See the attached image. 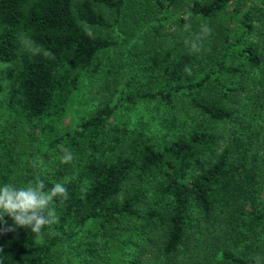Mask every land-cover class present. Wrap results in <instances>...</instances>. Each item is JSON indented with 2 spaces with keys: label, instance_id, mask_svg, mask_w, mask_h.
<instances>
[{
  "label": "trees",
  "instance_id": "trees-1",
  "mask_svg": "<svg viewBox=\"0 0 264 264\" xmlns=\"http://www.w3.org/2000/svg\"><path fill=\"white\" fill-rule=\"evenodd\" d=\"M178 2L0 0V187L39 177L68 190L43 241L0 232V264H90L107 246L99 264H149L152 248L160 264H264V0ZM126 20L140 30L118 32ZM198 20H215L199 52L186 30L156 46L167 22L192 39ZM97 80L91 105L84 81ZM144 102L159 112L158 145L124 123ZM9 129L24 134L21 177Z\"/></svg>",
  "mask_w": 264,
  "mask_h": 264
},
{
  "label": "rangeland",
  "instance_id": "rangeland-1",
  "mask_svg": "<svg viewBox=\"0 0 264 264\" xmlns=\"http://www.w3.org/2000/svg\"><path fill=\"white\" fill-rule=\"evenodd\" d=\"M133 1H138V0H128V3H133ZM190 1L191 0H180L178 4L183 3L184 5H186ZM135 6L136 5L134 2L133 8H135ZM129 8H130V5H129ZM99 9L101 10V12H103V14L106 17L110 16L107 10H104L103 8H99ZM195 23L196 21L194 22V24ZM202 25H207L208 27H212L213 25H215V20H210L209 22H203L201 20H198V26L196 27V30H200ZM118 30H119L118 32H123L122 34L127 36L131 34L133 30H140V29H136L131 21L127 22L126 20L124 23H121L118 26ZM159 30H160L159 36L155 40H156V46L159 45L162 49H168L170 48V45L173 44L178 39H184L186 36L183 30H186L188 40H191V34H192L191 28L177 26L174 24L173 21L167 22L166 24L163 25V28ZM113 31L109 32V34L110 36L114 37ZM100 33H103V32H100ZM135 35H138V32H136ZM130 39H133V38H130ZM115 57H116L117 65H118L122 57V51H117L115 54ZM7 66L8 65L0 64V79H3L2 80L3 82H4V79H6L4 72ZM110 83L111 81L109 80V84ZM84 85H85V88L88 90L87 97L91 98V105L93 104L96 105L97 101L102 99L103 97L102 94H104V91L100 89L99 81L98 80L93 81V82L84 81ZM1 100H2V96H0V129L3 127L4 122H5ZM91 105H89L88 107H92ZM180 114L186 120L191 119L193 117V113L189 110V108H186V106H183V105L180 106ZM158 118H159V112L156 110L154 103L144 102V103L137 104L133 107L132 111L124 117V123L128 127L142 130L150 137V140L155 145H158L162 138V131L159 127ZM68 120L70 123H72L73 116L71 113H69L68 117L66 118V121ZM6 128L7 126L4 127V129ZM6 136L9 139V142L11 141L12 145H14L15 150L19 151V154L21 156V163L19 162L18 164L19 169L16 172V177L17 176L21 177V175L24 173V169H26L30 165V163H28L30 162V159L27 153V147L25 144L24 134L18 129L17 130L9 129L8 132L6 133ZM44 170L46 173L50 171V169L47 166L44 167ZM106 250H109L108 246L105 248V250H101L99 252V255H98L99 259L94 258L93 261H90V264H99L100 262H102L105 256L104 252ZM146 255L148 258L147 263L149 264H160L161 263L160 256L156 249L152 248L151 250H149V253L145 254V256ZM60 263L63 264L62 262Z\"/></svg>",
  "mask_w": 264,
  "mask_h": 264
},
{
  "label": "clouds",
  "instance_id": "clouds-1",
  "mask_svg": "<svg viewBox=\"0 0 264 264\" xmlns=\"http://www.w3.org/2000/svg\"><path fill=\"white\" fill-rule=\"evenodd\" d=\"M211 29L202 25L199 33L194 34L191 40L186 39L185 45L193 52H199L202 41L210 35ZM184 71L191 74V69L185 65ZM65 153L63 162L71 161L72 154L61 146ZM45 182L39 177L35 183L26 186L16 187L13 184H4L0 187V225H6L5 217L13 222L12 226L0 228V232H14L18 228H28L37 239L43 241L46 226H51L59 221L55 209V201L60 198L63 202L68 199V190L64 182H57L51 189L44 191Z\"/></svg>",
  "mask_w": 264,
  "mask_h": 264
}]
</instances>
